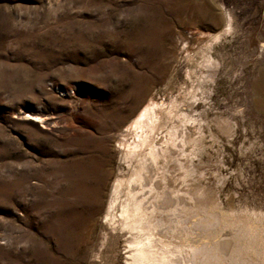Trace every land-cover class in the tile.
<instances>
[{"label": "rangeland", "instance_id": "rangeland-1", "mask_svg": "<svg viewBox=\"0 0 264 264\" xmlns=\"http://www.w3.org/2000/svg\"><path fill=\"white\" fill-rule=\"evenodd\" d=\"M149 102L194 246L264 235V0H0V264L130 262L114 133Z\"/></svg>", "mask_w": 264, "mask_h": 264}, {"label": "bare ground", "instance_id": "bare-ground-1", "mask_svg": "<svg viewBox=\"0 0 264 264\" xmlns=\"http://www.w3.org/2000/svg\"><path fill=\"white\" fill-rule=\"evenodd\" d=\"M163 127L160 107L149 102L114 133L120 160L138 165L128 179L113 184L105 217L108 227L126 235L128 264H235V258L236 264H264V235L243 232L237 241L232 222L218 236L206 232L194 246L188 213L178 218L175 191H167L164 174H152L165 155L164 145L157 142Z\"/></svg>", "mask_w": 264, "mask_h": 264}]
</instances>
